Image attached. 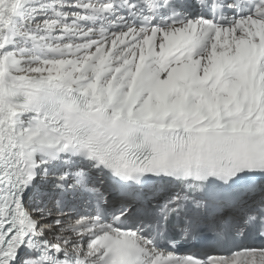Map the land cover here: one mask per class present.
Segmentation results:
<instances>
[{"label": "snow or ice", "instance_id": "obj_1", "mask_svg": "<svg viewBox=\"0 0 264 264\" xmlns=\"http://www.w3.org/2000/svg\"><path fill=\"white\" fill-rule=\"evenodd\" d=\"M0 264H264V0H0Z\"/></svg>", "mask_w": 264, "mask_h": 264}]
</instances>
